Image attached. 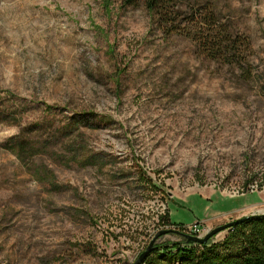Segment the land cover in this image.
I'll use <instances>...</instances> for the list:
<instances>
[{
  "label": "rangeland",
  "instance_id": "obj_1",
  "mask_svg": "<svg viewBox=\"0 0 264 264\" xmlns=\"http://www.w3.org/2000/svg\"><path fill=\"white\" fill-rule=\"evenodd\" d=\"M213 3L249 39L245 73L196 46L190 14L0 0V264H133L160 230L264 213V0ZM177 245L142 264H183Z\"/></svg>",
  "mask_w": 264,
  "mask_h": 264
},
{
  "label": "trees",
  "instance_id": "obj_2",
  "mask_svg": "<svg viewBox=\"0 0 264 264\" xmlns=\"http://www.w3.org/2000/svg\"><path fill=\"white\" fill-rule=\"evenodd\" d=\"M140 1L145 4L152 22L161 21L165 14L175 18L190 14L192 21H186L185 29L188 30L185 31L192 35L196 46L218 61H226L232 71L245 73L249 65L245 58L251 47L249 39H235L227 33L217 17L214 0H122V5L134 6ZM196 23L200 30H191ZM164 31L166 35L171 34L168 30ZM8 143L22 153L27 151L28 143L25 141L9 139ZM184 243L186 246H175L174 252L183 264H264V216H255L234 225L221 244L207 241L200 245L189 243L185 238ZM198 245L201 249H198ZM152 249L149 256L159 250Z\"/></svg>",
  "mask_w": 264,
  "mask_h": 264
},
{
  "label": "water",
  "instance_id": "obj_3",
  "mask_svg": "<svg viewBox=\"0 0 264 264\" xmlns=\"http://www.w3.org/2000/svg\"><path fill=\"white\" fill-rule=\"evenodd\" d=\"M255 216H264L263 214H250V215H246V216H242V217H238L236 219H232L227 223L218 225L214 228H211L204 236L202 237H198V236H193L190 234H186V233H182L178 230L175 229H164V230H160L159 232H157L154 237L150 240L147 248L138 256V258L135 260V262L133 264H142L144 258L151 252L153 245L155 243V241L162 235L165 234H169V233H176V234H180L181 236H183L189 243H196V244H206L207 241L213 237L215 234L223 231V230H227L230 229L231 227H233L236 224H240L242 222H246L247 220L255 217Z\"/></svg>",
  "mask_w": 264,
  "mask_h": 264
},
{
  "label": "built area",
  "instance_id": "obj_4",
  "mask_svg": "<svg viewBox=\"0 0 264 264\" xmlns=\"http://www.w3.org/2000/svg\"><path fill=\"white\" fill-rule=\"evenodd\" d=\"M209 230V226L202 222H195L189 226H179V231L198 237L204 236Z\"/></svg>",
  "mask_w": 264,
  "mask_h": 264
},
{
  "label": "crops",
  "instance_id": "obj_5",
  "mask_svg": "<svg viewBox=\"0 0 264 264\" xmlns=\"http://www.w3.org/2000/svg\"><path fill=\"white\" fill-rule=\"evenodd\" d=\"M208 225V224H207ZM209 226V225H208Z\"/></svg>",
  "mask_w": 264,
  "mask_h": 264
}]
</instances>
